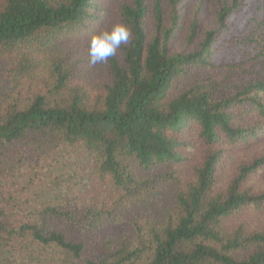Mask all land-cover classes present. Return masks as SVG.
Returning <instances> with one entry per match:
<instances>
[{
	"label": "trees",
	"instance_id": "obj_1",
	"mask_svg": "<svg viewBox=\"0 0 264 264\" xmlns=\"http://www.w3.org/2000/svg\"><path fill=\"white\" fill-rule=\"evenodd\" d=\"M0 264H264V0H0Z\"/></svg>",
	"mask_w": 264,
	"mask_h": 264
},
{
	"label": "clouds",
	"instance_id": "obj_2",
	"mask_svg": "<svg viewBox=\"0 0 264 264\" xmlns=\"http://www.w3.org/2000/svg\"><path fill=\"white\" fill-rule=\"evenodd\" d=\"M131 35L130 26L123 22L115 23L110 28L102 27L91 34L87 48L89 64L95 66L114 57L122 45L130 43Z\"/></svg>",
	"mask_w": 264,
	"mask_h": 264
},
{
	"label": "rangeland",
	"instance_id": "obj_3",
	"mask_svg": "<svg viewBox=\"0 0 264 264\" xmlns=\"http://www.w3.org/2000/svg\"><path fill=\"white\" fill-rule=\"evenodd\" d=\"M248 10L249 9L247 8V6H245L239 15H236L235 17L230 19L229 25L232 29H237V27L241 25L240 23L242 21V16L245 12L246 14H248Z\"/></svg>",
	"mask_w": 264,
	"mask_h": 264
}]
</instances>
